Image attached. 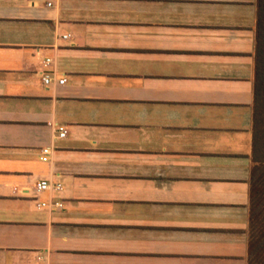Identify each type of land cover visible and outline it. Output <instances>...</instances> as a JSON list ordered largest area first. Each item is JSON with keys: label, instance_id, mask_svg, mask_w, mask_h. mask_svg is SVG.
<instances>
[{"label": "crops", "instance_id": "obj_1", "mask_svg": "<svg viewBox=\"0 0 264 264\" xmlns=\"http://www.w3.org/2000/svg\"><path fill=\"white\" fill-rule=\"evenodd\" d=\"M256 23L257 0H0V264H249Z\"/></svg>", "mask_w": 264, "mask_h": 264}, {"label": "trees", "instance_id": "obj_2", "mask_svg": "<svg viewBox=\"0 0 264 264\" xmlns=\"http://www.w3.org/2000/svg\"><path fill=\"white\" fill-rule=\"evenodd\" d=\"M249 264H264V0H257Z\"/></svg>", "mask_w": 264, "mask_h": 264}, {"label": "built area", "instance_id": "obj_3", "mask_svg": "<svg viewBox=\"0 0 264 264\" xmlns=\"http://www.w3.org/2000/svg\"><path fill=\"white\" fill-rule=\"evenodd\" d=\"M47 63H49V61H47ZM53 81V79L51 78L50 75H45L44 76V83L45 85H49L51 82ZM59 84H65L67 82V79H61L58 81ZM66 131H62L60 134V137L63 138L66 136ZM47 152V151H46ZM62 189V184L61 183H51L48 180H42L40 181L37 186H36V191L38 193H42L45 191H60ZM40 206L42 207H51L53 209H63L64 208V204L62 201H57V200H53L50 203L44 202L41 203Z\"/></svg>", "mask_w": 264, "mask_h": 264}]
</instances>
